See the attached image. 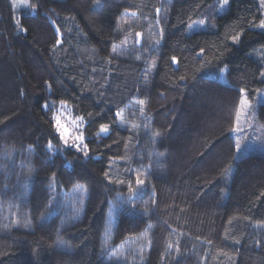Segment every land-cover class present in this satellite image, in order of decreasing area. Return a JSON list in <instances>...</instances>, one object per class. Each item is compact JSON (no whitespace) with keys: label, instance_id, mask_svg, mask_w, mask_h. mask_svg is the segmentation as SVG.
I'll list each match as a JSON object with an SVG mask.
<instances>
[{"label":"trees","instance_id":"1","mask_svg":"<svg viewBox=\"0 0 264 264\" xmlns=\"http://www.w3.org/2000/svg\"><path fill=\"white\" fill-rule=\"evenodd\" d=\"M24 1L0 0V264H264V149L234 159L228 131L239 89L250 102L264 91V32L248 23L263 19L257 0L223 14L221 0ZM61 100L85 118L89 158L45 149ZM253 121L264 128V105ZM110 157L122 159L109 169ZM126 168L133 186L135 171L146 179L135 203L147 215L113 211L127 190L104 173L126 179Z\"/></svg>","mask_w":264,"mask_h":264},{"label":"snow or ice","instance_id":"2","mask_svg":"<svg viewBox=\"0 0 264 264\" xmlns=\"http://www.w3.org/2000/svg\"><path fill=\"white\" fill-rule=\"evenodd\" d=\"M228 3H229V0H221L219 7H218V11H223V9L228 5ZM259 4L262 8H264V0H259ZM159 11L160 10L157 9V12H159ZM189 19L191 20V18H189ZM254 20H255V18H254ZM254 20L248 22L250 24V26L257 27V28L264 30V19H260L259 23H255ZM206 23H207V21L202 19L199 21H192L188 26H189V28H192L193 25H195L196 27H202ZM17 27H18L19 31H25V32L27 31V29L21 28L19 26L18 22H17ZM57 32H59V29H57ZM243 34H244L243 30L241 29L240 31L235 32L234 35H231L230 36L231 44L233 46H239L242 43ZM136 35H137V37L141 36L140 33H137ZM162 36H163V29H161V37ZM61 42H62L61 40H57V44H59ZM154 43L156 45H158V44H160V40H156ZM226 50H230V49H226ZM115 51H116V49L113 48V52H115ZM204 54H205V49L200 48L197 55L203 56ZM223 55H224V51H220L217 58L222 57ZM171 62L173 64H178L179 60L176 56H172ZM152 67L153 68L155 67V63H153ZM222 71H227L226 66L222 69ZM259 75L262 79H264V71H260ZM185 79H186V77H184V76L180 77V80H185ZM49 87H51V85H49ZM255 92L259 98H264V91H261L260 89H256ZM239 97L240 98H239L238 104L236 106L235 119L233 121V126L228 129V131L233 133L235 136L233 147L235 149L236 156L234 157V159L239 157L246 150H249L248 146L243 145V143H242V135L246 130L244 129V127L241 124V115L246 114L252 108L251 102L248 99V90L245 88L239 89ZM139 103L141 105L140 112H141V114H143V112H144V108H143L144 101H140ZM60 104H61L62 108L67 109V102L66 101L61 100ZM43 107L48 108L49 105L47 103H45L43 105ZM62 115H63V112L55 114L51 118V122H52L51 126H52L53 131L50 134L51 138L47 140V143L45 145L46 151L48 153H54L56 151H69V152L74 151L75 153L82 154V156L84 158H89V153H90L89 145H88V142H86L87 138L84 134V131L81 130V125H83L85 123V118L83 116H78L75 119L71 120L70 123H71L72 127L70 128L67 123L62 122V120H61ZM88 115L91 116V113H89ZM115 118L120 122L121 126L126 125V122L124 121V118H123V114L121 112H117L115 114ZM132 127L138 128L139 126L133 125ZM249 127H251V125H249ZM110 131H111V124L110 123H100L99 129L95 133V135L97 137H106L110 134ZM156 135L159 136L160 134L156 133ZM257 139L260 140L259 137ZM54 140L57 143L61 144L62 148L57 149L56 144L53 143ZM126 147H127V145H126ZM260 147H261V149H264V140L260 141ZM29 150L31 151V146H29ZM119 159H122V158L110 157L109 161H108L109 169H111L114 166L115 162ZM140 167L145 173H149L151 170V165H149L147 168H145L143 165H141ZM125 171L129 174L128 178L119 179V180H114L110 176V173L108 171H106L104 173V177H105V179L109 185L115 183V184H118L120 186L126 187V190H127V196L126 197H117V200H118L119 204L121 205V207L119 209H116L115 207H113V211H125V210H127L130 214H138L141 216L147 215L149 212L148 205L145 204L143 212L137 213L136 212L137 204L135 203V201L137 199H141L143 197V195L145 194V190L147 188L146 179L141 178V172L140 171H135V180H134L135 186H133V180L131 179V174L133 173V170L131 168H126ZM55 177H56V173L53 172L51 174V179L53 180V182L55 181ZM32 179H33V176H32V173L30 171L29 174L25 177V180H24L25 185L30 183L32 181ZM51 187H52V185L50 184L49 188H51ZM82 190H83L84 195L87 197V194H88L87 187L84 186L82 188ZM155 203H156L155 200H153L152 204L154 205ZM46 206L51 207L50 204L46 205ZM46 215H48V213H42L41 219H43ZM112 223H113V220H112V216L110 213L109 218H108L109 227L106 229L107 239L105 240V251L109 250L108 240L111 238L110 226ZM25 227H29V225L25 224ZM237 243H239V242L237 241ZM58 244H63V241L58 240Z\"/></svg>","mask_w":264,"mask_h":264},{"label":"rangeland","instance_id":"3","mask_svg":"<svg viewBox=\"0 0 264 264\" xmlns=\"http://www.w3.org/2000/svg\"><path fill=\"white\" fill-rule=\"evenodd\" d=\"M257 2H258L259 7L262 10L263 19H264V8L260 6L259 0H257ZM15 3L18 5V7H21V8L28 6L27 2L24 0H15ZM226 10H227V6L223 9V11H220V14L225 13ZM255 29L257 31L264 32V30L260 28L255 27ZM202 30H205V25L202 27H196L195 25H193L192 28L188 29V35H191L193 33H196ZM251 105H252V108L246 114L241 115V124L246 130L242 135V143L243 145H247L248 149H251V150L261 149L260 141L264 140V128L253 121V111H254V108L257 107L258 105H264V98H259L257 96L255 101L251 102ZM61 112H63V115L61 117L62 122L67 123L68 126L71 128L72 125L70 121L75 119L76 117H74L70 113L68 108L64 109L62 108V106H61L59 113ZM249 125H251V127H249ZM83 128H84V125H81V130H83ZM258 137L260 138V140L257 139Z\"/></svg>","mask_w":264,"mask_h":264}]
</instances>
